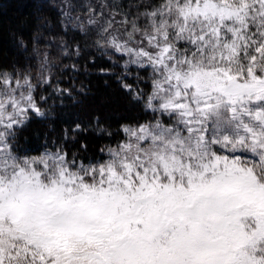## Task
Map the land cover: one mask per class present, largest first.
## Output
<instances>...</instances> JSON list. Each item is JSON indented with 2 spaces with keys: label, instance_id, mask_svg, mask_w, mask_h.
I'll use <instances>...</instances> for the list:
<instances>
[{
  "label": "snow or ice",
  "instance_id": "snow-or-ice-1",
  "mask_svg": "<svg viewBox=\"0 0 264 264\" xmlns=\"http://www.w3.org/2000/svg\"><path fill=\"white\" fill-rule=\"evenodd\" d=\"M65 5L148 118L87 160L20 152L44 113L30 74H0V264H264V0Z\"/></svg>",
  "mask_w": 264,
  "mask_h": 264
},
{
  "label": "trees",
  "instance_id": "trees-1",
  "mask_svg": "<svg viewBox=\"0 0 264 264\" xmlns=\"http://www.w3.org/2000/svg\"><path fill=\"white\" fill-rule=\"evenodd\" d=\"M64 11L65 0H0V74H30L44 113L30 114L18 133V151L37 154L63 144L70 155L87 160L123 139L122 126L148 117L120 86L124 58L94 47V35L86 38L71 25L65 30ZM78 11L86 19L84 10ZM40 76L48 77L49 83H41ZM126 80L135 86L134 74ZM140 86L149 90L143 81ZM77 124L80 130L74 132Z\"/></svg>",
  "mask_w": 264,
  "mask_h": 264
},
{
  "label": "rangeland",
  "instance_id": "rangeland-1",
  "mask_svg": "<svg viewBox=\"0 0 264 264\" xmlns=\"http://www.w3.org/2000/svg\"><path fill=\"white\" fill-rule=\"evenodd\" d=\"M92 2L95 3V0H92ZM126 59H127V57H124L123 65H124ZM5 73H6V72H5ZM30 114H31V113H30ZM33 114H34V113H33ZM44 150H45V149L41 150V152H39V153H37V154H33V153L29 152V151H25L24 153H28V154H31V155H39V154H41Z\"/></svg>",
  "mask_w": 264,
  "mask_h": 264
}]
</instances>
